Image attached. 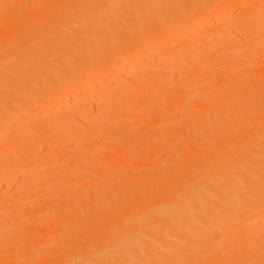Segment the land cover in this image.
<instances>
[{"label": "bare ground", "instance_id": "obj_1", "mask_svg": "<svg viewBox=\"0 0 264 264\" xmlns=\"http://www.w3.org/2000/svg\"><path fill=\"white\" fill-rule=\"evenodd\" d=\"M40 1L36 7L35 0L0 3V214L12 202L26 207L21 202L48 181L47 197L30 209L54 206L35 224L1 235L0 264L27 258L28 264H241L247 220L264 216V69L249 68L218 91V82L209 92L201 86L181 108L180 88L172 93L169 84L131 80L123 70L142 51H154L158 61L142 70L141 59L138 68L168 82L214 69L204 52L199 56L191 47L197 53L180 58L167 41L201 20L222 17L231 24L224 18L245 0ZM256 11L233 40L254 41L264 4ZM212 37L209 47L199 49L214 53ZM225 73L222 79L229 80ZM110 75L112 90L122 94L117 102L106 93L103 102L85 98L80 114L67 112L63 100L73 102ZM124 80L130 83H116ZM131 83L140 84L138 92ZM157 88L159 103H151L147 96ZM143 111L149 115L136 121L133 114ZM39 112L44 114L37 122L26 124ZM164 116L176 121L160 125ZM111 134L118 137L115 145L97 149V141ZM71 137L82 143L67 155ZM22 165L26 173L19 172ZM14 216L20 221L25 213ZM59 231L45 253L32 251ZM246 261L263 264L264 255L249 249Z\"/></svg>", "mask_w": 264, "mask_h": 264}, {"label": "rangeland", "instance_id": "obj_2", "mask_svg": "<svg viewBox=\"0 0 264 264\" xmlns=\"http://www.w3.org/2000/svg\"><path fill=\"white\" fill-rule=\"evenodd\" d=\"M1 1H4V0H0V3H1ZM35 1L37 2V4L33 3V6L34 7H36L37 5L39 6L41 1L39 0L40 3H38V0H35ZM254 1L255 0H245L242 3L241 2L235 3L234 7L232 8V10H233L232 13L230 12V15H228V17L224 18L225 20L232 19L231 24L222 23L223 22L222 17H218L215 19L212 18L210 21H206V20L202 21L201 20V21H199L198 24L196 23V25H193V26L191 25L190 27L188 26V28L186 27V29L183 30L184 32L182 31L181 35H180V33H179V35H178V33H177V35L175 34L178 39L176 37L174 38L173 36H175V35H173L172 37H170L171 38L170 41L169 40L167 41V43L169 42L167 44L168 46H172V45L176 46L177 52L175 51V54H176V56L179 55L180 58H184V57L187 58L189 55V52L191 53L192 50H193L194 54L200 51L198 54L201 53V55H199V56L203 55L202 52H204V55L206 54L205 56L203 55V57H204L203 60L204 61L208 60V62H210L209 64L212 63L214 65V69H207V70H205L204 73L203 72L200 73V75H198L199 77L195 76L196 80L193 77H192L193 79L191 77H188V79H187L183 76L177 78V76H178L177 75L175 80H174L175 82L172 80L174 83H171L172 81H170V82L167 81L168 78H166L167 80L165 79V77H167V76L164 77V76H162V74L153 73V72L147 71V69L145 71H141V69L142 70L145 68L149 69V66L151 67L152 64L157 63L158 60L156 61V59L158 57L155 58L156 54L154 53V51H152L151 53L146 52V51H145L146 53L144 51L140 52L141 55H143V56H145V54H146V57L140 56V53L136 54L137 56H139L138 57L139 59L136 58L135 60H133L135 65H133L131 62V64H130L131 66H129V64H128L127 65L128 67L124 68L125 70L126 69L127 70L126 71L123 70V72L125 73V75L129 76L131 80L135 79V81H137L138 79H140V77H142V79H140V82L143 81V77L146 78L147 80L150 79L151 81H149L148 85H153L157 82H161L163 84L165 83L164 85H166L167 88L169 86H171V88L169 87L171 90L170 89L169 90L172 93L174 92L173 90L175 89V87L180 88L178 91H182V92H180L178 94L179 97L177 100L178 102H176V104L178 107L179 106L184 107L187 104L186 102H189V101H186L188 98L190 99V98H193V96H195V97L199 96L198 95L199 93H197V91H198L199 87H201V86L205 87L209 92L210 90H212L211 88L213 87V84L218 82V84H215V85H217L216 87H218V88L214 89V90L218 91V90H221L222 87H224L226 85H230L233 81H235L236 78H239L242 75L246 76L245 71L249 68L254 70V71L264 69V44H263V42H264V33H263L264 27H262V25L264 24L263 21L260 20L261 22H263V24L259 23V21H258V25H259L258 27L259 28L256 30H258L259 33L257 32L256 34H254L255 35V36L253 35L254 38L252 36V38L254 39L253 42L248 43L246 41H243L242 39L233 40V38H237L236 36L239 33H242V31H243L242 25H243V22L245 21V18L247 19L249 16L252 17L251 15L257 14L256 10L258 8H260V5L262 6V4H264V1H263V2H261L260 5H257L254 3ZM0 6H1V4H0ZM0 10H1L0 12H2L1 7H0ZM258 12H260V11L258 10ZM1 15H2V13H1ZM220 21H222V22H220ZM260 29L263 32L260 31ZM209 35L211 37L213 36L212 39L215 38V40H212L213 41L212 44L216 41V43L213 44L214 47L211 46L212 48L211 49L209 48L210 52H214V53H208V52L205 53V50L202 51L199 49L201 47L203 49H205L207 47L206 45H208V43L211 45V42L209 40L211 38H208V37H210ZM232 36H234V37H232ZM206 37H207V39H206ZM171 41H173V42H171ZM177 41H178V43H177ZM193 43L195 44V46L193 45ZM200 44H202V45L204 44L206 47L201 46ZM164 47L165 46H160L158 48L161 49L162 51H165L166 47L165 48ZM191 47H194L198 51L197 52L194 51L195 49H192ZM197 47H198V49H197ZM208 47H209V45H208ZM188 48H191V49H188ZM258 48H259V50H258ZM152 49H150V50L147 49V50L151 51ZM159 49H154V50L156 51L157 54L158 53L162 54V52L159 51ZM220 49H222V50L220 51ZM152 54H154V56ZM165 54H167V53H163L164 57L167 58V56ZM253 54H255V55H253ZM133 57H134V55H133ZM189 58L190 57H188V59ZM200 58H202V57H200ZM200 58L198 60H200ZM141 59L144 61L143 63H145L146 65L142 68L140 67L141 68L140 69V68H138L139 66H137V64ZM216 64L217 65L220 64V65L217 66ZM221 64H224V65H221ZM225 64H227V65H225ZM134 66H136V68ZM215 66H217V67L215 68ZM224 67L226 69H228L230 72V75H228L229 80H223L222 79L223 76H221V75L227 74V73H225L226 69ZM145 72H147V76H146ZM244 73H245V75H244ZM158 76L159 77L161 76V78H157ZM216 76H218V78H216ZM131 77H133L134 79H132ZM113 78H114V76L110 75V77L107 76L106 78L101 79V81L102 80L103 81L100 83V85L99 84L94 85V87H93V85H90L91 87H87L90 91L85 88L83 90L84 91L83 94H79L74 99L75 101L73 100V102H68V99H67V100H63L62 104L67 106V108L69 107L68 109L66 108L67 112H69V113L71 112L74 114H80L81 112H83L85 110V107L83 104V101L85 100V98H88L89 100L102 101L103 102L104 99L106 100V98H104L103 95H107L106 93H108V94L112 95V96L109 95L108 99L112 100V102H117L118 97H121L122 94L120 91H114L115 88L112 87V86H114L113 84H115L112 81ZM163 79H164V81H163ZM214 79L216 80V82ZM183 81L184 82L186 81L187 83L186 82L184 83ZM211 81H213V82H211ZM116 83H118L119 85L120 84L128 85L130 83V81L124 80L121 83H119V81ZM161 83H160V87L162 85ZM111 84H112V86H110ZM168 84H169V86H168ZM186 84H188V85H186ZM116 86H117V84H116ZM132 86L133 87L135 86L136 88L134 87L133 89L138 92L137 88L138 89L140 88V84H138V85L132 84ZM210 86H212V87L208 88ZM111 87L114 90H112ZM163 87L166 88L165 86H163ZM157 90L161 91L162 89H159V88H157L156 90L153 89L150 92V94H148L149 97L147 96V98L149 99V102H151V100L156 102L155 100L158 99L157 102L159 103V98H158L159 95L158 94L160 93V91H157ZM118 92L121 95H119ZM196 93H197V96H196ZM207 94L210 96V93H207ZM148 99H147V101H148ZM149 102H146L147 105L145 106V108H147V106L149 105ZM184 102H185V104H183ZM150 106H151V104L148 106V108ZM181 107H179V108H181ZM125 108L127 109L128 107H125ZM42 110L46 111V109H42ZM131 113H133V112H131ZM142 113H144V114H142ZM142 113H137V114L134 113L137 116H135L133 114V116L136 117V121L143 120V118L145 119L149 115L148 111H147V113H145L144 111ZM42 114H44V113L39 112V114H36V113L30 114L27 118L26 124L28 122H29V124H31V122L34 123V121L37 122L38 116L40 117ZM139 117H142V119ZM164 117H165L164 120L162 119V122L159 123L160 125L161 124L167 125V124H170V123L176 121V117H174V118L166 117V116H164ZM76 125L79 128H85L86 127L80 123H76ZM107 136L108 137L101 138L97 141V144H98L97 149H103V147L111 145L112 143H114L113 145H115V143L118 140V137L116 135H113V134L107 135ZM68 141H69V143H67L66 145L69 144L70 146L68 145L69 147L66 150L67 155H69V153H71V151L75 149L76 144L82 143V141H80V139H78V138L73 139L72 137ZM43 147H44V152H47V147L40 145L39 148L42 149ZM168 154H169V152L163 153L162 157H160V159L162 158V160H164ZM63 160H65V159L63 158ZM87 162H90V160L87 159ZM61 163H62V161L60 163H53L51 165L52 166L58 165V167H59ZM19 166L20 165H18V167ZM22 166L24 167V169L19 170V172H21V173L25 172V170H26L25 166L24 165H22ZM46 167H47L46 164H41L38 169H39V171H45ZM21 168L22 167H20V169ZM16 171H18V169H16ZM78 171H79V169H77L76 173ZM21 173H19V174H21ZM0 176H1V174H0ZM78 177H79V175H78ZM74 183L75 182L72 181V183H70V184L73 185ZM51 184H52V182H49V181L46 183H42V185L40 186L41 187L40 189L42 191L39 189L38 193H35V195L33 194L28 200L23 201V203L21 202L22 205L26 204V207L24 206V208H19L18 205L16 204V202H12L10 206L5 208L4 213L0 214V226H5L3 229L1 228V230H0V239H1V235L3 233H7V232L13 231L15 229H17V230L21 229L22 230L23 228H26L29 223L31 225H33V224H35L37 219L51 214V212L53 210L52 206H54V205L42 206L39 210H35L34 212H31V209H30V205L32 203H36L38 200H41L40 198L43 199V198L47 197V193L43 192V189L47 185H51ZM58 184H60V183L56 182L57 186H59ZM12 186H14V187H12L10 189V191H8L9 196L13 195L14 191L16 189V185L12 184ZM2 191L5 192L6 190H2ZM58 201H60V199ZM20 211L25 213V218L23 220L21 219L22 221L21 220L20 221L19 220H17V221L13 220L15 218L14 213L16 214L17 212H20ZM11 213H13V214L10 215ZM11 216H13L14 218ZM247 222H246L247 225H249L251 227V229L249 230V234L247 236H245L246 242H244L238 248L240 250L241 258L243 260V262L241 264H248V263H246L248 261V260L246 261V259L248 258V250L249 249L251 251H253V254H255L256 257H262L264 255V246H261V245H264V216H262L260 218L250 219L249 221L247 220ZM28 226H30V225H28ZM236 230H238V229H235L233 231H236ZM60 232L61 231H59L55 235L50 236L48 239H44L43 241H39V242L35 243L32 251L33 252L36 251L37 253H40V252L45 253L47 251V248L50 247L55 242V240L59 237ZM258 238H260V239H258ZM32 256H33V253H32ZM28 263H31L30 258H27L25 261H20V262H17L15 264H28ZM263 264H264V261H263Z\"/></svg>", "mask_w": 264, "mask_h": 264}]
</instances>
